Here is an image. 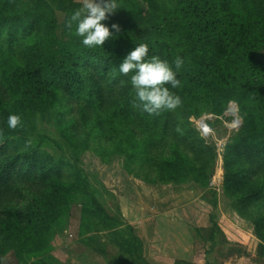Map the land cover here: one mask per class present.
<instances>
[{
  "label": "rangeland",
  "instance_id": "rangeland-1",
  "mask_svg": "<svg viewBox=\"0 0 264 264\" xmlns=\"http://www.w3.org/2000/svg\"><path fill=\"white\" fill-rule=\"evenodd\" d=\"M1 1L3 0H0V4ZM45 1L57 8L55 22L48 29V33H52L59 40H66L60 35L61 29L65 27L64 23L73 11L81 7L82 0H64L62 7L58 5L59 0ZM122 3L129 5L130 11L136 12L140 9L138 17L130 14L121 16L115 12L104 23L109 27L113 23H128L120 27L128 34L114 33L103 46L85 48L80 38L72 32L75 39H78L74 41L78 43H68L51 51V55L55 57L52 62L54 69L61 68L56 63V58L71 64L64 58L70 51L79 64L71 68L74 72L81 71L80 68L89 63L92 69L100 70L102 65L92 58L90 53L106 49L105 73L108 76L120 74L118 64L123 57L135 45L146 43L149 57L158 56L171 63L176 56H180L184 60L182 69L191 72L194 65L188 55L196 56L197 64L199 61L212 62L217 55H211L205 48V43H216L224 47L229 44L230 37L237 35V39H241L242 44L249 49L250 61H246V65V62L239 58L240 55L230 51L222 52L221 56L227 61L222 69L235 70L240 66L245 69L244 75L248 77L251 72H258L263 78L261 83L264 97V36H261L258 19L250 20V25L238 26V33L236 30L226 37L220 24L224 23V20L219 14H215L216 11H221L218 0H213L212 6L208 7L211 14L206 18L208 22L215 23L214 27L206 29L200 26L197 18L198 12L204 8L203 3L197 5V0H183V3L180 0H161L160 10L176 9L175 17L179 18V21L180 18L183 20L168 29L170 20L166 17V28L161 34L157 36L151 32L148 35L149 30L141 25V21L153 10L147 11L144 8V0H118L120 7ZM232 3V14L243 10L250 16L255 12L254 7L264 8V0L258 1L256 5L255 0H232ZM260 14L264 16V11ZM187 20L192 23L191 27L186 25ZM21 28L13 30L20 31ZM43 34V28L36 25L22 40V47L15 54L17 59L13 58L11 51L6 56H0V127L3 124L9 134L8 147L2 148L0 145V171L3 169L4 158L20 156L19 159H14L20 161L4 165L9 166V169L16 168V173H12V178L9 179L7 168L6 183L0 187V250L6 244L10 248L7 250L8 254L14 257L15 250L21 256L29 253L40 254L53 249V255L61 261L65 260L64 264H139L141 257L135 243L132 244L134 253H128L133 249L128 246L132 233L120 213L121 205L128 206V203L137 201L157 212H171L183 208L189 216L193 211H197L198 226H204V221L209 222L210 228L197 230L195 243L197 257L203 258L205 264H264V240L261 239L264 238V223H260L259 227L256 225L264 216V210L254 204L240 203V194L230 196L224 189V163L227 157L232 170H243L254 180H264L263 170L258 164L245 163L231 152L232 143L244 126L236 104L230 103L223 109L222 114H215L204 106L194 104L190 95L180 96L181 105L175 110L166 111L170 117L177 119L178 126L174 128L170 125L168 129L153 133L166 135L168 138L149 154L154 161L164 165L167 161L178 160V156H184L190 160L192 167L197 169V181L193 182L188 178L179 183L171 180L157 183L155 173L151 172L145 163L130 164L128 169L124 168L125 158L114 152V142H102L96 138L99 128L94 126L97 118L117 117L109 106L112 101L104 102V107L96 108L98 102L95 98L91 103L85 95L71 100L66 97L63 88L58 87L56 91H52L55 88L54 83H43L47 73L42 71L33 81L35 87L28 95L29 102H36L37 106L21 105L20 94L14 89L17 87L8 85L6 77L18 64L21 70H34L42 63L39 50L33 52L27 48L34 39L42 38ZM20 37L19 34L12 35L15 39ZM71 44L77 47L70 48ZM80 46L86 51L81 53ZM52 75L53 78H59V74ZM121 77L125 79L122 83L124 85L128 76ZM18 82H21L20 77L16 78L14 85ZM194 85L195 82L192 83V86ZM123 88L125 87L121 86V89ZM125 90L134 97L131 87ZM172 91L179 95V89ZM60 98L62 102L58 106L56 104H59ZM50 106L53 107L51 112L48 110ZM10 113L21 116L23 127L15 130L7 127V117ZM115 125L117 127L119 122ZM105 130L108 131V128H103L101 133ZM70 135L79 137L73 139ZM173 135H176V139ZM6 136L5 132H0L1 144L6 140ZM13 136L15 139L11 141ZM181 137H184L186 147L183 140L180 141ZM159 140L154 139L153 143L157 144ZM18 143L20 147L17 146ZM26 155L31 157L34 166H30V159L25 160ZM40 167L46 171L52 167L57 168L53 173L49 172L48 178H44L40 176ZM181 167L185 168V165L182 163ZM190 174L189 169L185 171L186 177ZM144 180H151V183ZM59 185L68 189V193L61 198V204L67 206L68 217L59 219V225L50 228L47 237L52 238L47 239L46 243H34L33 239L26 246L28 241L24 243V236L27 235L26 231L33 227V223L28 221L29 217L32 219L35 213L48 216L52 212V209L44 205L47 203L50 206L54 203L62 192ZM43 200H46L45 204ZM97 202L104 207L101 213L93 209ZM98 214L105 219L103 222L99 223ZM1 232L5 236L3 241ZM257 232L261 237L257 236ZM32 247L35 249H30ZM14 263L13 260L11 264Z\"/></svg>",
  "mask_w": 264,
  "mask_h": 264
},
{
  "label": "trees",
  "instance_id": "trees-1",
  "mask_svg": "<svg viewBox=\"0 0 264 264\" xmlns=\"http://www.w3.org/2000/svg\"><path fill=\"white\" fill-rule=\"evenodd\" d=\"M160 1L161 0H144L146 5L144 8L147 11L153 10V12L149 14L150 16L146 15L141 21V25L146 29L148 28V35H150L151 32H154L157 36L160 35L162 30L166 28V17L170 20L168 29L175 27L174 25L176 22H181L183 20V18H180L179 21V18L175 17L176 9L173 11L167 9L160 10ZM197 1V5L203 3L204 6L203 10H200L197 15L200 26H203L204 29L209 27L213 28V24L215 23L206 20L211 14V10L208 7L212 6L213 0ZM218 1L220 2L221 11H216L215 14H219L224 20V23H220L224 36H230L237 30L238 26L243 27L244 25H250V20L253 18L260 21L258 23L259 30L261 31V36H264V16L260 14L261 11H264L263 7H254L253 10L255 12L250 16L246 15L243 10L240 11V13L232 14V0ZM258 1L261 0H255V5ZM180 2L183 3V0H180ZM58 3L57 4L62 7L65 1L59 0ZM0 5V56H6L7 53L11 51L14 54L13 58L17 59L15 54L22 47L21 42L25 39L27 34H29L36 25L41 26L44 32L42 38L37 40L34 39L33 43H30L27 48L28 51L33 50V52L34 50H39L42 63L34 70H21L22 68L18 64L6 77L8 78V85L17 87L14 89L20 94L21 105L25 107L37 106L36 102L33 104L29 102L28 95L35 87L33 81H35L40 76L41 72L44 71L47 75L43 83H54L55 88L52 91H56L58 87L63 88L67 96L63 95L69 97L71 100H77L79 97L81 98V95H85L89 98V103H91V100L95 98L98 102L96 108L104 107V102L112 101L109 106H111L110 108H112L113 114L117 117L113 119L104 116H101L103 119L98 117L94 127L99 128L97 133L98 136H96L98 140L102 142H114V152L125 158L123 164L124 168L128 169L130 164L139 165L145 163L147 168L155 173L157 183H161L163 180H171L179 183L180 181L184 182L188 178L193 182L197 181V169L193 168L192 163L189 162L190 160L184 158V156H178V160L175 161H167L166 165L162 162L159 163L158 161L153 160V157L149 154L151 150H155L156 147H159V144L165 143L167 141L166 138H168L166 135L163 136L161 134L157 135L153 133L158 130L168 129V126L170 125L176 128L179 123L176 118L170 117L166 111H162L159 115L150 116L143 112L140 107L134 106V97H131L129 93L125 92V89L130 88V85L127 81L122 85V81L125 80L124 77H121L118 73L108 76L104 71V63L106 61L104 52L106 49L103 51L96 50L90 53L92 58H95L102 65L100 70L92 69L89 63L86 67L80 68V72H74L71 68L73 66H79V64L77 58L71 56L70 51H66L67 55H65L64 58L67 59V63L69 62L71 64H66L65 61H60L56 58V63L61 68L54 69V64H52V62L55 57L51 55V51L68 43H78L77 41H74L78 39H75L73 33L67 29L66 22L64 23L65 27L61 29L60 34L66 40H59L52 33H48L50 32L48 29H50L55 22L54 17L57 8H54L52 5L50 6L45 0H3ZM178 6L179 5L177 4V7ZM139 11L140 9L136 10V12L135 10L130 11L129 5L122 3L121 7L119 6L116 11V14H120L121 16L130 14L138 17L140 13ZM125 24L122 22L119 23L120 27H124ZM186 25H190L191 27L192 23L187 20ZM19 27H22V30H13L14 28ZM238 32L239 30H237V33ZM13 33L19 34L21 37L18 39L12 38ZM119 33L128 34L121 28ZM230 38L229 44L224 47H220L216 45V43H205V48L209 53L211 55H217V58L212 62L199 61L197 64L196 56L188 55L190 61H193L194 67L191 72L181 69L178 73L177 78L181 81V85L178 88L180 90L179 96H191L194 104H199L201 107L204 106L215 114H222L223 109L228 104L235 103L239 114L243 118L244 126L234 139L231 146V152L236 158H241L245 163L251 165L258 164L259 168L262 169L264 173V97L262 95L263 88L261 83L263 78L258 72H251L250 77L244 75L245 69H241L240 66H237L235 70H226V68L222 69V66L227 64L226 59H223L221 56L222 52L230 51L235 55H240L239 58H242L245 62L250 61L248 54L249 49L242 44L241 39H237V35ZM75 47L77 46L73 44L70 45V48ZM201 47H203L202 44ZM80 48L81 53L86 51L83 46H80ZM251 64L252 63H250V65ZM52 74H59V78H53ZM17 77L21 78V82L14 85V81ZM193 82H195L194 86H192ZM121 86L125 88L121 89ZM63 99L66 98L63 97ZM55 100L57 99L55 98ZM58 102L59 104L56 105L60 106L62 99L60 98ZM48 110L51 112L53 107L50 106ZM117 122H119V125L116 127L115 124ZM3 127L4 125L2 124L0 132H5L7 136L6 140H4L2 144L0 143L2 148L5 146L8 147L7 143H9L8 129ZM106 127L108 128V131L105 130L104 133H101L102 129ZM183 128H185V126H183ZM70 137L74 139L79 136L70 135ZM173 137L176 139V135H173ZM157 138L160 139L159 143L154 144L153 140ZM14 139L13 136L11 141ZM181 140L184 142V137H181L180 141ZM180 141L178 142L181 145L182 143ZM183 145L186 147L185 142ZM17 146L20 147V144L18 143ZM38 157L41 159L39 155ZM19 158L20 156L15 158L7 157L2 161L3 169L0 171V187L6 183L5 180L7 177L5 175L7 173V168L9 179L12 178V173H16V168L9 169V166H4L5 163L18 162L20 160L14 159ZM36 158L33 159L36 160ZM26 159H30V166H34V162H31V157L26 155L25 160ZM46 159L49 160V158ZM182 163L185 165V168L181 167ZM30 166L28 169L29 174L31 173ZM55 168L57 167L49 168V170L46 171L44 168L41 170L40 167V176L48 178L49 172L52 171L51 173H53ZM188 169L191 171V174L189 177H186L185 171ZM224 172V189L226 193H229L230 196L240 194V196H238L240 203L254 204L257 205L259 209L264 210V180H254L249 176V173H246L243 170H232L229 166L228 157L224 163ZM144 181L146 183H151V180ZM59 188L62 192L59 193L53 204L49 206L46 203V200H43V203H46L44 206L52 209V212L48 216H40L35 213L33 214L32 219L29 217L28 221L31 224L33 223V227L26 231L27 235L24 236V243L28 241L26 246H28L33 239L34 243H46L47 239L52 238L50 236L47 237L50 228L53 225L58 224L60 222L59 219L68 217L67 206L61 204V198L63 199L68 193V189L62 185H59ZM43 199H45V197ZM103 208V205H99L98 202L97 205L94 204L93 206V209H97L98 213L103 212ZM97 217L99 223L105 220L102 216H99V214ZM104 218H107V216ZM260 223H264V216L260 218V222L256 223L257 227L260 226ZM129 229L131 231V228ZM1 236L3 241L5 239L3 232H1ZM257 236L261 237L258 232ZM261 239L264 240L263 237H261ZM133 243L139 248L138 241L131 237L130 241H128V246L133 248ZM9 249L10 248L6 244L1 247L0 263L2 258L8 254L7 250ZM30 249H35V247ZM50 250L51 249H48L40 254H28L26 252L28 255L21 254V256L18 251L15 250L14 257L17 261L26 264L30 258L43 257ZM133 250L134 248L128 253H134Z\"/></svg>",
  "mask_w": 264,
  "mask_h": 264
},
{
  "label": "clouds",
  "instance_id": "clouds-1",
  "mask_svg": "<svg viewBox=\"0 0 264 264\" xmlns=\"http://www.w3.org/2000/svg\"><path fill=\"white\" fill-rule=\"evenodd\" d=\"M118 8V0H82L81 7L73 11L66 21V27L80 38L85 48L103 46L106 40L120 31L119 24L113 23L109 27L104 23ZM148 51L146 43L135 45L118 64V71L128 76L127 83L134 92V106L151 116L175 110L181 105V97L172 89L181 85L177 76L184 60L176 56L169 63L158 56L149 57ZM6 123L13 130L23 127L22 118L16 113H10Z\"/></svg>",
  "mask_w": 264,
  "mask_h": 264
},
{
  "label": "crops",
  "instance_id": "crops-1",
  "mask_svg": "<svg viewBox=\"0 0 264 264\" xmlns=\"http://www.w3.org/2000/svg\"><path fill=\"white\" fill-rule=\"evenodd\" d=\"M128 203V202H127ZM130 205V206H129ZM195 209V208H194ZM120 213L131 228L132 235L138 241L139 264H205L197 257V230L210 228L208 223L197 225V211L187 216L183 208L171 212H157L136 202L121 205ZM53 249L45 256L30 258L26 264H64L53 255ZM24 264L7 254L0 264ZM38 261V262H35ZM105 264V262H104Z\"/></svg>",
  "mask_w": 264,
  "mask_h": 264
}]
</instances>
